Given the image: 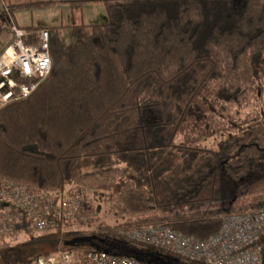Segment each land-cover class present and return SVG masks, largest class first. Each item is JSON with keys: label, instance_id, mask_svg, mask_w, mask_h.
Instances as JSON below:
<instances>
[{"label": "trees", "instance_id": "obj_1", "mask_svg": "<svg viewBox=\"0 0 264 264\" xmlns=\"http://www.w3.org/2000/svg\"><path fill=\"white\" fill-rule=\"evenodd\" d=\"M93 1L107 21L66 27L73 43L65 46V27L22 29L14 18L57 2L0 0L27 44L50 32L53 58L35 93L0 109V191L38 195L41 218L58 225L37 236L33 221L11 220L12 233L30 236L16 249L47 257L62 246L76 262L96 251L61 241L63 228L92 221L87 194L95 191L112 216L146 218L101 228L92 236L104 241L98 247L186 264L122 232L160 225L205 241L226 217L264 210V113L241 117L264 91V0L68 3ZM259 246L264 264V237Z\"/></svg>", "mask_w": 264, "mask_h": 264}, {"label": "built area", "instance_id": "obj_2", "mask_svg": "<svg viewBox=\"0 0 264 264\" xmlns=\"http://www.w3.org/2000/svg\"><path fill=\"white\" fill-rule=\"evenodd\" d=\"M121 2L123 0H105ZM14 43L0 55V109L18 101L28 99L46 81L53 71L51 35L41 30L34 43L27 44L24 31L13 27ZM36 194L26 192L22 187L8 185L0 191V223L4 230L0 234L12 232L8 224L15 219L33 221L36 234L58 225L41 218L43 201ZM16 210L13 215L12 210ZM50 211H45V215ZM128 240L170 253L186 264H263L260 240L264 237V210L231 215L224 219L220 232L199 241L172 231L160 225L133 227L125 232ZM111 253V252H110ZM30 264H146L135 258H125L93 251L80 262L68 253H58L34 259Z\"/></svg>", "mask_w": 264, "mask_h": 264}, {"label": "rangeland", "instance_id": "obj_3", "mask_svg": "<svg viewBox=\"0 0 264 264\" xmlns=\"http://www.w3.org/2000/svg\"><path fill=\"white\" fill-rule=\"evenodd\" d=\"M77 5V4H76ZM55 6V5H54ZM0 4V55H3L5 51L11 47L14 43L13 33L11 31V22L12 16L3 12ZM15 22L22 29L31 27H52V26H74V25H92V24H101L107 21V15L105 7L100 2H94L88 4H81L77 7L70 8L69 6H58V7H45L37 8L34 10H24V11H15L14 12ZM62 40L65 46H69L73 43L72 32L69 28H65L62 33ZM2 53V54H1ZM264 113V91L261 93V98L259 100L252 98L248 106L241 110L242 119H246L249 115L254 112ZM72 188L68 186L65 189V192ZM88 199L92 204L94 209L93 217H88L89 221L82 226L74 225L73 228L66 229L63 228L61 234L64 236L66 233L73 232L76 237H92L95 233L99 232L101 228L115 226L122 223L128 222H140V219H146L145 216H133L120 218L114 217L110 214L107 205L102 199V195L95 191H90L88 194ZM147 217V216H146ZM152 217V215L150 216ZM90 218V219H89ZM87 220V219H85ZM133 228V227H132ZM131 229V228H129ZM127 229V231L129 230ZM126 232V231H125ZM125 232H122L124 235ZM37 235V234H35ZM39 233L37 236H40ZM61 238V241L64 243L66 240H72V236ZM73 236V239L76 238ZM30 236L27 233H6L0 234V247H10L13 251L18 248L20 243L28 241ZM69 246V245H68ZM71 247V246H70ZM0 248V250H1ZM70 248H65V250ZM16 249L14 252L6 253L0 251V264H26L28 261L33 260L36 257H40L41 250L36 249ZM59 253H62V246L58 247ZM53 251V250H52ZM55 252V251H53ZM43 256V255H42Z\"/></svg>", "mask_w": 264, "mask_h": 264}, {"label": "water", "instance_id": "obj_4", "mask_svg": "<svg viewBox=\"0 0 264 264\" xmlns=\"http://www.w3.org/2000/svg\"><path fill=\"white\" fill-rule=\"evenodd\" d=\"M94 241H98L100 243H103L104 241L100 240L99 238L97 237H78V238H75L73 239L72 241H70V245L69 246H77V245H85V244H90L93 248L96 249V251H103L105 252L106 254H111L110 251L108 250H105V249H102L101 247H98ZM142 254H147V257H154L153 254L151 253H147V252H143ZM155 258L159 261L163 260V257L161 256H155ZM136 260L140 261V262H145L146 264H154L152 261H147L145 260L144 258H140L138 256L135 257ZM176 262H178L176 260Z\"/></svg>", "mask_w": 264, "mask_h": 264}, {"label": "flooded vegetation", "instance_id": "obj_5", "mask_svg": "<svg viewBox=\"0 0 264 264\" xmlns=\"http://www.w3.org/2000/svg\"><path fill=\"white\" fill-rule=\"evenodd\" d=\"M73 240V239H72ZM71 240V241H72ZM70 243V241L69 242H67V245H70L69 244ZM94 243L96 244V245H98L99 244V242L98 241H94ZM86 245V244H85ZM85 245H82L83 247L85 246ZM90 245V244H89ZM77 246H79V245H77ZM91 246V245H90ZM99 246V245H98ZM73 247V246H72ZM151 254H153L154 255V257H147V254H142V258H144L145 260H147V261H152L154 264H181V263H178V262H176V260H175V258H172V257H170V256H166V255H163V254H155V253H151ZM155 256H161V257H163V260H161V261H159V260H157L156 258H155Z\"/></svg>", "mask_w": 264, "mask_h": 264}, {"label": "crops", "instance_id": "obj_6", "mask_svg": "<svg viewBox=\"0 0 264 264\" xmlns=\"http://www.w3.org/2000/svg\"><path fill=\"white\" fill-rule=\"evenodd\" d=\"M39 1H45V2L53 1V2H57V4H56L55 6H53V7H58V6H69L70 8H72V7H77V6H78V5H76V4L68 3L69 1H76V0H39ZM78 1H79V0H78ZM90 3H94V1H93V2H90ZM90 3H86V4H88V6H89ZM82 25H85V24H82ZM31 27H34V25L31 26ZM52 27H55V26H52ZM57 27H65V26L59 25V26H57ZM69 27H70V26H69ZM46 28H47V27H46ZM65 28H66V27H65ZM65 28H63L62 33H63V31H64ZM1 54H2V53H1Z\"/></svg>", "mask_w": 264, "mask_h": 264}]
</instances>
